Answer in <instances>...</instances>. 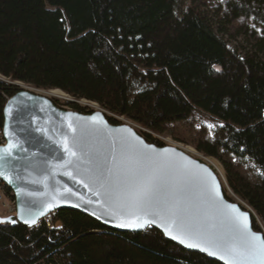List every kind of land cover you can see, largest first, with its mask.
Listing matches in <instances>:
<instances>
[{"label":"trees","instance_id":"1","mask_svg":"<svg viewBox=\"0 0 264 264\" xmlns=\"http://www.w3.org/2000/svg\"><path fill=\"white\" fill-rule=\"evenodd\" d=\"M0 76L10 81L0 78V129L13 82L61 89L152 132L199 108L224 123V150L264 172V0H0ZM226 174L264 232V176ZM52 226L0 223V264H222L154 227L117 231L67 209Z\"/></svg>","mask_w":264,"mask_h":264},{"label":"water","instance_id":"2","mask_svg":"<svg viewBox=\"0 0 264 264\" xmlns=\"http://www.w3.org/2000/svg\"><path fill=\"white\" fill-rule=\"evenodd\" d=\"M3 116L6 142L0 145V149H7L9 143L17 146L12 150L11 156L6 152L0 153V156L5 157L0 160L2 170L12 177L13 182L9 184L2 176L0 179L13 191L16 207L14 214L0 215L3 223L19 222L32 227L60 209L74 210L117 231L142 232L148 227H154L175 244L205 254L222 264H228L227 259L220 258L223 253L213 256L201 249L189 248L167 235L161 227L164 222L154 215L147 218L156 219V223L144 228L120 227V223L132 222L134 217L129 215L125 219H117L115 207L109 205L105 197L95 195L100 181L104 179L100 172L109 166L107 161L112 155V142H119L122 138L132 139L134 133L143 144L152 146L156 153H163L166 149L175 150L166 155L172 160L182 161L200 176L214 178L219 185L223 201L236 205L240 212H246L251 231L264 238V232L256 230L253 226V212L242 203L226 197L223 183L212 166L178 147L148 142L127 123H111L104 110L84 113L64 109L47 96L20 89L7 100ZM125 128L131 131H122ZM98 176L99 180L96 179ZM197 191L193 181L191 201L194 205L204 207L197 199ZM52 204L57 206L51 208ZM9 217L15 222H10ZM33 219L36 220L35 224L25 223ZM168 226L165 224V227ZM221 230L218 225L217 231ZM176 234L174 231L173 235Z\"/></svg>","mask_w":264,"mask_h":264},{"label":"snow or ice","instance_id":"3","mask_svg":"<svg viewBox=\"0 0 264 264\" xmlns=\"http://www.w3.org/2000/svg\"><path fill=\"white\" fill-rule=\"evenodd\" d=\"M122 131L131 130L125 128ZM132 137L112 142V155L107 161L109 166L100 172L104 179L95 192L96 196L105 197L109 205L115 207L117 219L134 217L132 222L120 223V227L144 228L156 223V219L147 218L154 215L164 222L161 227L167 235L189 248L201 249L213 256L223 253L220 258L227 259L228 264H264V238L251 231L246 212H240L236 205L223 201L214 178L200 176L182 161L166 155L175 150L156 153L134 133ZM15 147L9 143L7 149H0V153L11 156ZM3 159L5 157L0 156V160ZM260 175L264 176V172ZM0 176L9 184L13 182L12 177L2 170V165ZM100 176L96 179L99 180ZM193 181L198 189L197 199L204 207L191 201ZM56 206L50 205L51 208ZM8 220L15 222L10 217ZM25 223L35 224L36 220ZM165 224L169 226L165 227ZM218 225L221 231H217ZM174 231L176 235H173Z\"/></svg>","mask_w":264,"mask_h":264},{"label":"rangeland","instance_id":"4","mask_svg":"<svg viewBox=\"0 0 264 264\" xmlns=\"http://www.w3.org/2000/svg\"><path fill=\"white\" fill-rule=\"evenodd\" d=\"M0 78L10 82L2 76H0ZM17 85L21 89L47 96L52 100H57L58 105L64 109L73 110L69 103L76 102L81 107L85 108L86 111L104 110L96 102L75 98L64 91L63 92L67 94V97L60 99L49 95L48 90L50 89L37 88L23 82H18ZM106 113L109 114L108 112ZM119 119L122 123L124 122L133 126L138 132H150L153 136L164 142L165 145L178 147L190 156L212 166L217 171L224 188H226L228 195L233 201L242 203L250 209V207L241 198L236 196L230 188L226 169H233L238 172L243 179L254 185H258L261 182V169L250 159L237 158L222 148L221 142L226 139V133L224 132L223 127H221V125L224 124L222 121L214 118L199 108L195 109L194 112L184 120L163 125L160 132H152L150 129L142 127L136 122L124 117H119ZM209 125H213L214 127H209ZM245 165L248 166L246 167ZM9 213L11 212L6 209L2 202H0V215L8 216ZM54 215V213L51 214V223H53Z\"/></svg>","mask_w":264,"mask_h":264},{"label":"built area","instance_id":"5","mask_svg":"<svg viewBox=\"0 0 264 264\" xmlns=\"http://www.w3.org/2000/svg\"><path fill=\"white\" fill-rule=\"evenodd\" d=\"M6 142V140H5ZM4 142V144H5ZM0 202L3 203V205L6 207V209H8L11 213H9V215H12L16 210L15 207V199H14V194L13 191L11 190V188L6 185L1 179H0ZM55 214V213H54ZM51 218V214L46 216L44 218V221L47 222V225L52 228V223L50 221Z\"/></svg>","mask_w":264,"mask_h":264},{"label":"bare ground","instance_id":"6","mask_svg":"<svg viewBox=\"0 0 264 264\" xmlns=\"http://www.w3.org/2000/svg\"><path fill=\"white\" fill-rule=\"evenodd\" d=\"M48 93H49V95H51L53 97L60 98V99H64V98L67 97V94H65L63 91H61L59 89H50V90H48ZM5 140L6 139H5V135H4V130H3V127H2L0 129V145L4 144Z\"/></svg>","mask_w":264,"mask_h":264}]
</instances>
